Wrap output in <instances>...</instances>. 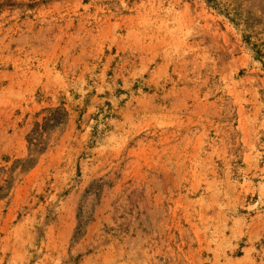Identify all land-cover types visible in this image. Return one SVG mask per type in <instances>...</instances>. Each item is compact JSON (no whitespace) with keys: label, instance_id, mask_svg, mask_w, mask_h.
Instances as JSON below:
<instances>
[{"label":"rangeland","instance_id":"rangeland-1","mask_svg":"<svg viewBox=\"0 0 264 264\" xmlns=\"http://www.w3.org/2000/svg\"><path fill=\"white\" fill-rule=\"evenodd\" d=\"M254 46L264 0H0V264H264Z\"/></svg>","mask_w":264,"mask_h":264},{"label":"trees","instance_id":"trees-1","mask_svg":"<svg viewBox=\"0 0 264 264\" xmlns=\"http://www.w3.org/2000/svg\"><path fill=\"white\" fill-rule=\"evenodd\" d=\"M254 48L257 49L256 52L258 53V57H259L260 59L264 58V57H262V56H264V54L261 53V52H264V51L259 50L260 48H257V47H255V46H254Z\"/></svg>","mask_w":264,"mask_h":264}]
</instances>
